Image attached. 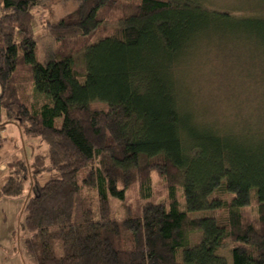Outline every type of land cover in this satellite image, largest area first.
I'll list each match as a JSON object with an SVG mask.
<instances>
[{
    "label": "trees",
    "instance_id": "1",
    "mask_svg": "<svg viewBox=\"0 0 264 264\" xmlns=\"http://www.w3.org/2000/svg\"><path fill=\"white\" fill-rule=\"evenodd\" d=\"M40 1L0 0V130L15 123L51 145L31 161L6 160L0 135V197L30 188L19 224L26 255L36 264H264V127L236 136L196 120L173 77L190 43L230 13L199 0H80L50 22L59 47L40 61ZM113 15L119 23L103 35ZM241 22L264 30V16ZM28 82L46 98L38 108L20 96ZM46 172L56 176L40 183ZM157 182L167 199H152Z\"/></svg>",
    "mask_w": 264,
    "mask_h": 264
},
{
    "label": "rangeland",
    "instance_id": "2",
    "mask_svg": "<svg viewBox=\"0 0 264 264\" xmlns=\"http://www.w3.org/2000/svg\"><path fill=\"white\" fill-rule=\"evenodd\" d=\"M79 1L41 0L33 9L36 54L40 61H46L59 47V42L48 29L50 22L74 10ZM199 1L214 10L230 13L231 17L202 30L178 57L173 68L176 88L196 120L234 130L236 136L239 133L245 136L255 126L264 127V30H251L241 21L247 17L264 16V0ZM111 17L101 25L103 35L119 23L118 15ZM231 21L236 24L228 26L227 22ZM23 71L20 70V74ZM20 96L32 108H38L46 99L33 90L31 82L20 90ZM0 135L8 138L4 150L6 160L23 158L31 161L34 154H47L51 147L41 138L22 135L15 123L0 130ZM7 174L6 165L0 164V185L5 182ZM54 176V172H46L38 177V181L44 183ZM28 194L30 188L27 185L22 195L0 197V264H19L17 255L26 254L22 252L26 234L19 224ZM130 198L134 199L133 193ZM178 198L181 209L186 211L183 188L178 189ZM152 199H167L160 182L154 186ZM112 205L115 215L123 214L124 209L117 199H112ZM222 212V209L191 211L190 215L219 216ZM255 214V205L244 209L246 219ZM233 245L234 242L228 240L226 252Z\"/></svg>",
    "mask_w": 264,
    "mask_h": 264
},
{
    "label": "crops",
    "instance_id": "3",
    "mask_svg": "<svg viewBox=\"0 0 264 264\" xmlns=\"http://www.w3.org/2000/svg\"><path fill=\"white\" fill-rule=\"evenodd\" d=\"M22 252H25L24 250ZM21 256V257H20ZM17 255L18 261L17 263L19 264H36L30 257H28L26 254ZM28 257V258H27ZM26 259V261H25Z\"/></svg>",
    "mask_w": 264,
    "mask_h": 264
}]
</instances>
